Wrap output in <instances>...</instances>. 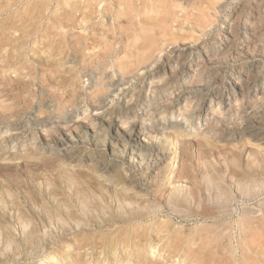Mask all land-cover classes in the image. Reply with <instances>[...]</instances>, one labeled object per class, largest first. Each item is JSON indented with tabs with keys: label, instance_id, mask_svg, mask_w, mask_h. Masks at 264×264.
Instances as JSON below:
<instances>
[{
	"label": "rangeland",
	"instance_id": "374dc122",
	"mask_svg": "<svg viewBox=\"0 0 264 264\" xmlns=\"http://www.w3.org/2000/svg\"><path fill=\"white\" fill-rule=\"evenodd\" d=\"M258 1L0 0V264H264Z\"/></svg>",
	"mask_w": 264,
	"mask_h": 264
},
{
	"label": "bare ground",
	"instance_id": "6f19581e",
	"mask_svg": "<svg viewBox=\"0 0 264 264\" xmlns=\"http://www.w3.org/2000/svg\"><path fill=\"white\" fill-rule=\"evenodd\" d=\"M146 1V0H145ZM246 1V0H245ZM253 0H251V2H252ZM260 1V0H259ZM258 1V2H259ZM150 2H151V0H150ZM244 3V2H243ZM246 3H248V2H246ZM241 4V3H240ZM249 4V3H248ZM253 4V3H252ZM251 5V4H250ZM259 5H260V3H259ZM264 6V5H263ZM243 7V6H242ZM246 7V6H245ZM254 7V6H253ZM248 8V7H247ZM255 8H257V7H255ZM241 9H244V8H241ZM246 9V8H245ZM251 9V8H250ZM85 10V9H84ZM237 10V9H236ZM248 10V9H247ZM257 10H258V8H257ZM239 11H240V9H239ZM242 11V10H241ZM250 11V10H249ZM173 12V11H172ZM176 12V11H175ZM252 12H254V11H252ZM150 13V12H149ZM236 13V12H235ZM256 13H257V11H256ZM255 13V14H256ZM264 13V12H263ZM236 15H238V14H236ZM244 15V14H243ZM254 15V14H253ZM258 15V14H257ZM235 16V15H234ZM242 16V15H241ZM241 16H240V18H241ZM237 17V16H236ZM264 17V16H263ZM239 18V17H238ZM245 17H243V19H244ZM234 19V18H233ZM254 19V18H253ZM258 19V18H257ZM263 19V18H262ZM236 20V19H235ZM255 20V19H254ZM264 20V19H263ZM246 21V20H245ZM223 22V21H222ZM225 22V21H224ZM242 22H244V21H242ZM252 22H253V20H252ZM257 22H259V21H257ZM264 22V21H263ZM227 23V22H226ZM234 23V22H233ZM254 23V22H253ZM230 24V23H229ZM244 24V23H243ZM162 25V24H161ZM233 25V24H232ZM250 25V24H249ZM254 25V24H253ZM223 26H224V24H223ZM222 26V27H223ZM245 26V25H244ZM247 26H248V24H247ZM218 27H219V25H218ZM225 27V26H224ZM227 27V26H226ZM231 27V26H230ZM255 27V26H254ZM253 27V28H254ZM164 28V27H163ZM236 28V27H235ZM256 28V27H255ZM241 29V28H240ZM259 29V28H258ZM262 29V28H261ZM193 30V29H192ZM233 30V29H232ZM238 30V29H237ZM236 31V30H235ZM234 31V32H235ZM242 31V30H241ZM246 31H248V30H246ZM260 31L261 30H259V33H260ZM206 32V31H205ZM222 32H224V31H222ZM238 32V31H237ZM254 32V31H253ZM187 33V32H186ZM227 33V32H226ZM233 33V32H232ZM244 33H245V31H244ZM250 33V32H249ZM248 33V34H249ZM252 33V32H251ZM251 33H250V35H251ZM263 33V32H262ZM233 34H235V33H233ZM238 34V33H237ZM246 34V33H245ZM225 35V34H224ZM227 35H228V33H227ZM232 35V34H231ZM259 35V34H258ZM222 36V35H221ZM234 36V35H233ZM240 36V35H239ZM264 36V35H263ZM227 37V36H226ZM237 37V36H236ZM262 37V36H261ZM217 38V37H216ZM242 38V37H241ZM247 38V37H246ZM255 38H257V37H255ZM222 39V38H221ZM228 39V38H227ZM231 39V38H230ZM244 38H242V40H243ZM260 38H258V40H259ZM261 39H263V38H261ZM233 40V39H232ZM236 40V39H235ZM246 40V39H245ZM249 40V39H248ZM247 40V41H248ZM251 40V39H250ZM253 40H255V39H253ZM257 40V39H256ZM198 41V40H197ZM219 41V40H218ZM244 41V40H243ZM206 42V41H205ZM209 42V41H208ZM213 42V41H212ZM226 42H227V40H226ZM233 42V41H232ZM231 42V43H232ZM239 42V41H238ZM246 42V41H245ZM217 43V42H216ZM220 43H222V42H220ZM225 43V42H224ZM223 43V44H224ZM236 43V42H235ZM252 43V42H251ZM250 43V44H251ZM263 43V42H262ZM210 44V43H209ZM246 44H247V42H246ZM245 44V45H246ZM185 45V44H184ZM238 45V44H237ZM262 45V44H261ZM178 46V45H177ZM196 46V45H195ZM215 46H216V44H215ZM221 46V45H220ZM258 46V45H257ZM206 47V46H205ZM214 47V46H213ZM219 47V46H218ZM228 47V46H227ZM183 48V47H182ZM193 48V47H192ZM200 48H202V47H200ZM204 48V47H203ZM212 48V47H211ZM225 48V47H224ZM232 48V47H231ZM247 48V47H246ZM252 48V47H251ZM258 48H259V46H258ZM258 48L257 49H255V50H257L258 51ZM207 49V48H206ZM221 49V48H220ZM189 50V49H188ZM194 50V49H193ZM205 50V49H204ZM214 50V49H213ZM218 50V49H217ZM224 50V49H223ZM226 50V49H225ZM235 50V49H234ZM248 50V49H247ZM260 50V49H259ZM264 50V49H263ZM200 51V50H199ZM209 51V50H208ZM249 51V50H248ZM216 52V51H215ZM214 52V53H215ZM254 52V51H253ZM253 52H251V53H253ZM258 52H260V51H258ZM257 52V53H258ZM173 53V52H172ZM186 53V52H185ZM212 53V52H211ZM250 52H248V54H249ZM263 53V52H262ZM188 54V53H187ZM203 54V53H202ZM220 54V53H219ZM228 54V53H227ZM243 54V53H242ZM246 54H247V51H246ZM166 55V54H165ZM178 55V54H177ZM234 55V54H233ZM238 55V54H237ZM251 55V54H250ZM254 55V54H253ZM256 55V54H255ZM164 56V55H163ZM197 56V55H196ZM195 56V57H196ZM215 56V55H214ZM248 56V55H247ZM258 56H259V54H258ZM199 57V56H198ZM202 57V56H201ZM221 56H218V58H220ZM223 57V56H222ZM233 57L234 56H232L231 58L233 59ZM245 57V56H244ZM249 57V56H248ZM166 58V57H165ZM177 58H178V56H177ZM189 58V57H188ZM200 58V57H199ZM246 58V57H245ZM168 59V58H167ZM184 59V58H183ZM186 59V58H185ZM197 59V58H196ZM201 59V58H200ZM205 59V58H204ZM224 58H222V60H223ZM227 59V58H226ZM243 59V58H242ZM259 59V58H258ZM176 60V59H175ZM182 60V59H181ZM193 60V59H192ZM207 60V59H206ZM217 60V59H216ZM230 60V59H229ZM241 60V59H240ZM252 60H253V58H252ZM188 61V60H187ZM250 61V60H249ZM248 61V62H249ZM200 62V61H199ZM214 62V61H213ZM253 62V61H252ZM163 63V62H162ZM175 63V62H174ZM189 63V62H188ZM193 63V62H192ZM201 64L203 63V62H200ZM212 63V62H211ZM225 63V62H224ZM229 63V62H228ZM231 63V62H230ZM251 63V62H250ZM257 63V62H256ZM256 63H254V64H256ZM260 63V62H259ZM262 63V62H261ZM260 63V64H261ZM222 64V63H221ZM232 64V63H231ZM245 64V63H244ZM244 64H243V66H244ZM184 65V63H182L181 64V66H183ZM188 65V64H187ZM191 65V64H190ZM195 65H196V63H195ZM210 65V64H209ZM162 66V65H161ZM175 66V65H174ZM213 66H216V65H213ZM242 66V65H241ZM261 66V65H260ZM158 67V66H157ZM176 67V66H175ZM195 67V66H194ZM223 67V66H222ZM187 68V67H186ZM196 68V67H195ZM206 68V67H205ZM237 68H238V66H237ZM166 69V68H165ZM189 69V68H188ZM192 69V68H191ZM250 69V68H249ZM203 70V69H202ZM207 70V69H206ZM210 69H208V71H209ZM235 70V69H234ZM246 70H247V68H246ZM255 70V69H254ZM263 70V69H262ZM157 71V70H156ZM165 71H167V70H165ZM170 71H171V69H170ZM178 71V70H177ZM183 71V70H182ZM218 71V70H217ZM217 71H215V72H217ZM233 71V70H232ZM235 71H237V70H235ZM242 71V70H241ZM187 72V71H186ZM219 72V71H218ZM239 72H240V70H239ZM262 72V71H261ZM144 73V72H143ZM179 73V72H178ZM193 73H195V71L193 70ZM192 73V74H193ZM223 73V72H222ZM229 73V72H228ZM231 73V72H230ZM248 73V72H247ZM198 74V73H197ZM200 74V73H199ZM221 74V73H220ZM234 74V73H233ZM250 74V73H249ZM257 74V73H256ZM176 75H178V74H176ZM209 75V74H208ZM215 75V74H214ZM231 75V74H230ZM241 75V74H240ZM246 75V74H245ZM167 76V75H166ZM174 76V75H173ZM172 76V77H173ZM188 76V75H187ZM202 76H204V75H202ZM222 76V75H221ZM235 76V75H234ZM256 76V75H255ZM206 77V76H205ZM233 77V76H232ZM259 77V76H258ZM262 77V76H261ZM198 78V77H197ZM209 78V77H208ZM214 78V77H213ZM237 78H239V77H237ZM256 78V77H255ZM191 79H193V78H191ZM199 79H201V78H199ZM248 80H249V78H247ZM185 80V79H184ZM195 80V79H194ZM197 80V79H196ZM206 80V79H205ZM214 80H216V79H214ZM217 80H219V79H217ZM236 80V79H235ZM259 80H261V79H259ZM258 80V81H259ZM262 80H263V78H262ZM174 81H175V79H174ZM200 81V80H199ZM242 81V80H241ZM244 81V80H243ZM252 80H250V82H251ZM188 82H190V80H188ZM193 82V81H192ZM247 82H249V81H247ZM217 83V82H216ZM205 84V83H204ZM208 84V83H207ZM213 84H214V82H213ZM186 85V84H185ZM248 85V84H247ZM246 85V86H247ZM197 86V85H196ZM206 85H204V87H205ZM215 86V85H214ZM259 86V85H258ZM257 86V87H258ZM200 87V86H199ZM245 87V86H244ZM255 87V86H254ZM180 88V87H179ZM243 88V87H242ZM249 88V87H248ZM195 89H197L196 87H195ZM208 89V88H207ZM207 89H205V90H207ZM235 89V88H234ZM193 90V89H192ZM203 90V89H202ZM204 90V91H205ZM210 90V89H209ZM197 91H199V90H197ZM214 91V90H213ZM242 91H244V90H242ZM203 92V91H202ZM209 92V91H208ZM236 92V91H235ZM244 92H246V91H244ZM243 92V93H244ZM257 92V91H256ZM192 93V92H191ZM185 94V93H184ZM241 94V93H240ZM238 95V94H237ZM248 95V94H247ZM246 95V96H247ZM195 96V95H194ZM193 96V97H194ZM227 96V95H226ZM234 96V95H233ZM240 97V96H239ZM242 97V96H241ZM220 98V97H219ZM222 99V98H221ZM225 100V99H224ZM228 100V99H227ZM221 103V102H220ZM259 123V122H258ZM247 131H248V129H247ZM137 132V131H136ZM247 133V132H246ZM132 134V133H131ZM251 135V134H250ZM132 139H135V138H132ZM129 145V144H128Z\"/></svg>",
	"mask_w": 264,
	"mask_h": 264
}]
</instances>
